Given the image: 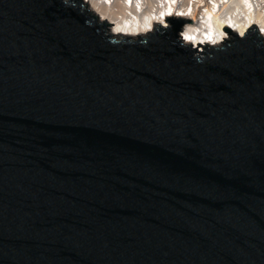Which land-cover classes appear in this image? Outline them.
<instances>
[{"label": "water", "instance_id": "95a60500", "mask_svg": "<svg viewBox=\"0 0 264 264\" xmlns=\"http://www.w3.org/2000/svg\"><path fill=\"white\" fill-rule=\"evenodd\" d=\"M182 21L0 0V264H264V36Z\"/></svg>", "mask_w": 264, "mask_h": 264}, {"label": "bare ground", "instance_id": "6f19581e", "mask_svg": "<svg viewBox=\"0 0 264 264\" xmlns=\"http://www.w3.org/2000/svg\"><path fill=\"white\" fill-rule=\"evenodd\" d=\"M111 34L138 37L154 26L167 27V18L180 16L189 26L181 38L195 49L218 46L225 28L239 36L256 28L264 36V3L261 0H83ZM213 34L210 43L202 38ZM207 40V39H206Z\"/></svg>", "mask_w": 264, "mask_h": 264}, {"label": "built area", "instance_id": "2783aa9c", "mask_svg": "<svg viewBox=\"0 0 264 264\" xmlns=\"http://www.w3.org/2000/svg\"><path fill=\"white\" fill-rule=\"evenodd\" d=\"M260 2H261V4H262V3H264V0H261ZM262 6H263V4L261 5V8H262ZM262 9H263V8H262ZM173 22H179V20H177V19H173L171 22H168V21H167V27H168V26H171V25L173 24ZM179 23H180V22H179ZM181 23H185V22L182 21ZM193 23H194V22H193ZM193 23H192V24H193ZM192 24H190V26H191ZM184 31H185V30H184ZM184 31H183V32H184ZM260 34H261V33H260ZM182 35H183V33L181 34L180 37H182ZM212 35H213V34L210 32L208 38H206V37H205L206 35L203 34V35H202V38H203L205 41H207V42L210 43L211 41H209V40L212 39ZM230 37H231V35H230L228 32L225 31V33H224V39H227V38H230ZM182 39H183V38H182ZM206 39H207V40H206Z\"/></svg>", "mask_w": 264, "mask_h": 264}, {"label": "clouds", "instance_id": "9594fccd", "mask_svg": "<svg viewBox=\"0 0 264 264\" xmlns=\"http://www.w3.org/2000/svg\"><path fill=\"white\" fill-rule=\"evenodd\" d=\"M179 18H182V17H178V16H170V17H168L166 20L167 21H169V19H170V21H172L173 19H177V20H179ZM172 19V20H171Z\"/></svg>", "mask_w": 264, "mask_h": 264}]
</instances>
